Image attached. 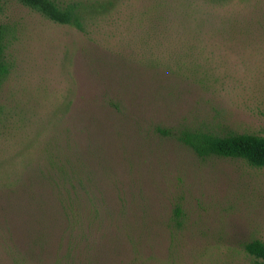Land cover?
Masks as SVG:
<instances>
[{
    "label": "rangeland",
    "instance_id": "rangeland-1",
    "mask_svg": "<svg viewBox=\"0 0 264 264\" xmlns=\"http://www.w3.org/2000/svg\"><path fill=\"white\" fill-rule=\"evenodd\" d=\"M56 1L0 0V264H259L264 167L179 136H264V0Z\"/></svg>",
    "mask_w": 264,
    "mask_h": 264
},
{
    "label": "trees",
    "instance_id": "trees-1",
    "mask_svg": "<svg viewBox=\"0 0 264 264\" xmlns=\"http://www.w3.org/2000/svg\"><path fill=\"white\" fill-rule=\"evenodd\" d=\"M21 4L37 11L45 18L60 24H71L82 30V14L80 8L74 4H60L56 0H17ZM9 28L0 22V84L10 70V64L5 57L6 37ZM179 141L188 146L198 157L220 156L239 158L254 167H264V136L243 132H229L217 135L203 131H187L179 136ZM175 215H179V208H175ZM250 255L264 264V242L253 239L244 245Z\"/></svg>",
    "mask_w": 264,
    "mask_h": 264
}]
</instances>
